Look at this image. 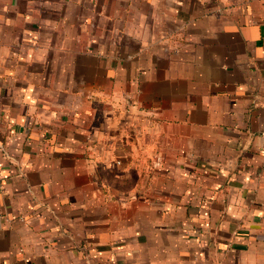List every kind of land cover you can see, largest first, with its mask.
I'll return each instance as SVG.
<instances>
[{"label": "crops", "instance_id": "0c3cea01", "mask_svg": "<svg viewBox=\"0 0 264 264\" xmlns=\"http://www.w3.org/2000/svg\"><path fill=\"white\" fill-rule=\"evenodd\" d=\"M264 0H0V264H264Z\"/></svg>", "mask_w": 264, "mask_h": 264}, {"label": "built area", "instance_id": "2783aa9c", "mask_svg": "<svg viewBox=\"0 0 264 264\" xmlns=\"http://www.w3.org/2000/svg\"><path fill=\"white\" fill-rule=\"evenodd\" d=\"M263 138H264V132H263ZM263 148H264V144H263ZM3 185H4V176L0 172V190L3 188Z\"/></svg>", "mask_w": 264, "mask_h": 264}]
</instances>
